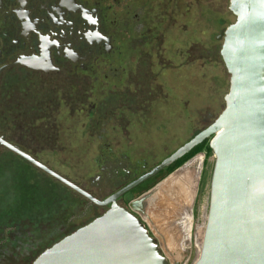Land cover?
Masks as SVG:
<instances>
[{
    "label": "rangeland",
    "instance_id": "rangeland-1",
    "mask_svg": "<svg viewBox=\"0 0 264 264\" xmlns=\"http://www.w3.org/2000/svg\"><path fill=\"white\" fill-rule=\"evenodd\" d=\"M230 2L200 0L188 14L184 9L174 12L175 21L170 23L158 17L157 47L153 48L155 43L138 47L137 52H142L143 58L139 61L131 51L125 62L126 66L131 64V69H126L121 80L110 78V84L101 80L94 90L70 92L23 85L19 90L5 92L0 97V134L96 198L109 197L120 188L98 180L102 176L101 162L111 158L118 162L146 163L148 169L154 168L210 126L225 109L230 75L220 54L223 39L219 36L236 22L229 9ZM5 154L31 168L37 179L70 189L0 146V157ZM187 163L192 165L178 180L171 178L185 164L124 198L127 202L149 196L144 201L146 208L143 205L138 211L143 218L150 219L151 223L146 222L170 264L197 261L200 255L197 230L205 229L208 217L214 154L199 153ZM199 167L202 171L192 202L193 227L188 244L182 248L180 227L176 226L179 232L174 236L176 240L167 232L169 226L179 223L175 209L187 186L186 177H192ZM23 182L27 184L26 179ZM172 184L179 186L178 192V188L172 190ZM70 191L72 200L84 198ZM105 211L106 208L88 201L83 213L73 217L74 225L79 229ZM43 220L38 230L52 226L51 221Z\"/></svg>",
    "mask_w": 264,
    "mask_h": 264
},
{
    "label": "water",
    "instance_id": "water-1",
    "mask_svg": "<svg viewBox=\"0 0 264 264\" xmlns=\"http://www.w3.org/2000/svg\"><path fill=\"white\" fill-rule=\"evenodd\" d=\"M236 22L223 31L221 57L230 75L225 109L206 129L150 172L105 200L0 137V146L91 203L109 209L42 252L32 264H170L137 210L118 201L210 140L215 157L202 249L194 264H264V0H231ZM185 164V166H187Z\"/></svg>",
    "mask_w": 264,
    "mask_h": 264
},
{
    "label": "flooded vegetation",
    "instance_id": "flooded-vegetation-1",
    "mask_svg": "<svg viewBox=\"0 0 264 264\" xmlns=\"http://www.w3.org/2000/svg\"><path fill=\"white\" fill-rule=\"evenodd\" d=\"M196 1L0 0V97L5 92L19 90L23 85L72 92L98 89L101 80L106 84H110V78L121 80L126 69H131L130 63L125 65L131 51L139 61L143 58L142 52H137L138 47L148 43H155L153 48L157 47L158 17L161 21L173 22L174 12L184 9L188 14L195 4H200V0ZM0 137L5 138L1 134ZM191 165L188 164L171 179L178 180ZM100 166L102 176L98 180L120 189L153 169H148L146 163L118 162L111 158L101 162ZM133 166H142V169L138 171L140 168ZM200 167L192 177H186L187 186L182 190L175 209L179 223L169 226L167 232L173 239L179 233L176 226L180 227L182 248L188 244L193 227L192 202L202 171ZM172 186V190L178 188L179 191V186ZM127 195L118 203L130 209L137 199L125 202ZM108 209L106 207V211ZM155 209L154 213L158 215V208ZM137 215L142 219L140 214ZM144 218L151 223L148 217ZM147 227L150 229L149 225ZM204 231L203 227L197 230V252L201 248Z\"/></svg>",
    "mask_w": 264,
    "mask_h": 264
},
{
    "label": "trees",
    "instance_id": "trees-1",
    "mask_svg": "<svg viewBox=\"0 0 264 264\" xmlns=\"http://www.w3.org/2000/svg\"><path fill=\"white\" fill-rule=\"evenodd\" d=\"M203 152L207 156L212 154L210 140L160 175L172 174ZM9 154L0 157L3 175L0 176V259L2 264H32L42 252L78 229L73 217L83 213L88 201L84 198L72 200L70 189L37 179L31 168L18 163ZM43 219L51 221L52 226L38 230Z\"/></svg>",
    "mask_w": 264,
    "mask_h": 264
},
{
    "label": "bare ground",
    "instance_id": "bare-ground-1",
    "mask_svg": "<svg viewBox=\"0 0 264 264\" xmlns=\"http://www.w3.org/2000/svg\"><path fill=\"white\" fill-rule=\"evenodd\" d=\"M204 233H205V231H204ZM203 237H204V235H203ZM202 243H203V239H202ZM201 249H202V245H201V248L199 249V252H201Z\"/></svg>",
    "mask_w": 264,
    "mask_h": 264
}]
</instances>
